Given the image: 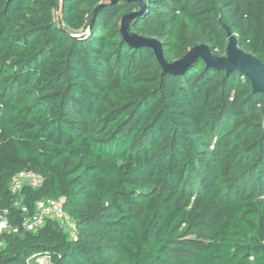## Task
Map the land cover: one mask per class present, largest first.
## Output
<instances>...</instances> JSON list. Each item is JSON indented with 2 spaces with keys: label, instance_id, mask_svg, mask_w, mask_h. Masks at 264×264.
Segmentation results:
<instances>
[{
  "label": "trees",
  "instance_id": "1",
  "mask_svg": "<svg viewBox=\"0 0 264 264\" xmlns=\"http://www.w3.org/2000/svg\"><path fill=\"white\" fill-rule=\"evenodd\" d=\"M101 1L0 0V264H264V96L199 59L162 74L118 30L138 3L102 5L92 20ZM142 1L129 29L160 40L167 61L202 42L225 55V27L264 61V0ZM246 161L249 182L231 198ZM22 170L41 183L14 195ZM157 185L183 199L159 197L145 220ZM46 198L73 233L51 218L23 227ZM196 227L211 232L190 236Z\"/></svg>",
  "mask_w": 264,
  "mask_h": 264
},
{
  "label": "water",
  "instance_id": "2",
  "mask_svg": "<svg viewBox=\"0 0 264 264\" xmlns=\"http://www.w3.org/2000/svg\"><path fill=\"white\" fill-rule=\"evenodd\" d=\"M119 1H136L138 8L120 15L118 19V30L123 36V40L130 47L136 49L138 47L148 48L153 51L157 63L162 68V74L180 75L187 65L195 59L203 60L207 67L221 70L234 71L243 74L248 81L251 82L252 92L260 93L264 96V61L259 60L254 55L246 52L239 47L237 36L225 27L228 41L225 45V55L216 56L212 53L209 46L202 42L201 44L190 47L185 54L172 61H167L162 49V43L155 37H146L129 29L130 23L138 18L145 10L146 4L142 0H103L93 11L91 18L97 10L105 4L118 3ZM91 20V21H92ZM61 27V21L58 19Z\"/></svg>",
  "mask_w": 264,
  "mask_h": 264
},
{
  "label": "built area",
  "instance_id": "3",
  "mask_svg": "<svg viewBox=\"0 0 264 264\" xmlns=\"http://www.w3.org/2000/svg\"><path fill=\"white\" fill-rule=\"evenodd\" d=\"M40 183V175L22 170V172H19L11 178L9 186L11 188V192L14 195H17L20 193L23 185L37 188L39 187ZM16 205L18 206L20 203H16ZM21 210L22 212L27 211L25 206H23ZM46 218L58 220L63 228H66L67 230L71 231V233H73L74 224L62 209V203L60 202V199L55 200L46 198L37 201L34 212L31 215L24 217L23 227L26 230H36ZM7 228L8 220L6 219V212L4 211L0 213V234L4 231H7ZM2 246L3 242L0 240V249ZM49 259L50 256L48 254H41L40 256L36 257V262L38 264L47 263L49 262Z\"/></svg>",
  "mask_w": 264,
  "mask_h": 264
},
{
  "label": "rangeland",
  "instance_id": "4",
  "mask_svg": "<svg viewBox=\"0 0 264 264\" xmlns=\"http://www.w3.org/2000/svg\"><path fill=\"white\" fill-rule=\"evenodd\" d=\"M137 7V6H136ZM135 7V8H136ZM171 18L170 14L166 13L161 16L160 20L157 23L158 29L164 33L165 30L168 29L169 26V19ZM253 161H246L244 165H241L238 167V169L232 174V177L234 178V185L230 187V197L236 198L241 195L245 191V185L247 182H249L250 179V166L252 165ZM146 182V181H145ZM159 197L163 198H180L183 199V197H180L179 194L176 192V190L169 185L160 186L157 185L156 189L150 193V196L148 197L149 201L145 205H141L138 208L140 216L143 217V219L147 220L151 218L152 216V204L155 203ZM15 203H19V200H14ZM209 229H205L202 227H196L193 230V233L190 234V236H195L199 238L207 237V235L210 233Z\"/></svg>",
  "mask_w": 264,
  "mask_h": 264
}]
</instances>
